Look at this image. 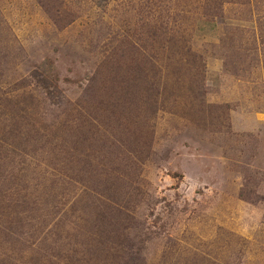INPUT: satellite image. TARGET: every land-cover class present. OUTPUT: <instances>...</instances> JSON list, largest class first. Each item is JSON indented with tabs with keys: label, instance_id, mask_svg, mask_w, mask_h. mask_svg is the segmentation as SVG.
I'll list each match as a JSON object with an SVG mask.
<instances>
[{
	"label": "rangeland",
	"instance_id": "obj_1",
	"mask_svg": "<svg viewBox=\"0 0 264 264\" xmlns=\"http://www.w3.org/2000/svg\"><path fill=\"white\" fill-rule=\"evenodd\" d=\"M0 264H264V0H0Z\"/></svg>",
	"mask_w": 264,
	"mask_h": 264
}]
</instances>
